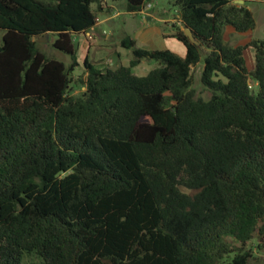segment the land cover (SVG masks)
<instances>
[{"label": "trees", "instance_id": "trees-1", "mask_svg": "<svg viewBox=\"0 0 264 264\" xmlns=\"http://www.w3.org/2000/svg\"><path fill=\"white\" fill-rule=\"evenodd\" d=\"M170 2L183 56L125 36L127 65L84 57L74 78V37L104 0H0V264H249L264 252V40L224 41L227 27H255L245 3ZM46 33L68 64L40 50ZM142 60L156 66L137 75Z\"/></svg>", "mask_w": 264, "mask_h": 264}, {"label": "rangeland", "instance_id": "rangeland-1", "mask_svg": "<svg viewBox=\"0 0 264 264\" xmlns=\"http://www.w3.org/2000/svg\"><path fill=\"white\" fill-rule=\"evenodd\" d=\"M234 3H245V6L251 10L255 18V27L243 33L235 32L231 27H227L224 33V41L230 45L245 44L250 40H264V0H232ZM126 0H104V11H97L98 25L89 30L91 37L84 35H75V45L77 51V59L79 66L75 68L73 77L80 76L83 72L82 60L83 55H89L90 61L98 68L108 66L115 67L119 64L127 65L131 57V52L121 47L119 41L125 36L133 37L134 32L140 27L147 24L159 28L160 32H150L143 40H137V45L146 48H161L166 47L174 51L179 42L171 36L173 32L172 25L177 24L176 8L171 4L170 0H150V6L145 7L141 12H128L125 9ZM107 5V6H106ZM95 8V5H93ZM148 13H154L155 18L146 20ZM105 15H113L112 20L104 21ZM101 20V21H100ZM96 22V23H97ZM103 31V33H102ZM88 32V31H87ZM3 30L0 29V41ZM104 35H109L106 37ZM54 36L39 38L38 44L40 50L49 56H53L64 63L70 62V57L52 47ZM83 43V46L80 44ZM87 45V50L91 53H86L84 48ZM117 56L116 61L111 64L113 56ZM246 65L249 69L254 64V51L252 47H247L244 51ZM154 60H142L137 66L132 68V71L137 75H143L151 68L155 67ZM201 66L192 67L193 87L197 94L207 98L210 93L205 90L200 83ZM74 92L79 91L80 87L75 84ZM254 257L249 264H264V252L260 250L254 251ZM41 259L34 254H26L23 256L21 264H41Z\"/></svg>", "mask_w": 264, "mask_h": 264}, {"label": "crops", "instance_id": "crops-1", "mask_svg": "<svg viewBox=\"0 0 264 264\" xmlns=\"http://www.w3.org/2000/svg\"><path fill=\"white\" fill-rule=\"evenodd\" d=\"M125 5V4H124ZM107 6V5H106ZM142 13V12H141ZM156 15L154 13H148L146 15V20H149V19H153L155 18ZM113 18V15H105L104 17V21H109V20H112ZM101 21V20H100ZM98 25V22L95 24V27ZM152 31H156V32H160V29L159 28H155L153 26H148L147 24H145L144 26H140L135 32H134V35H133V38L136 40V43H137V40H143L144 42H146L147 40H145V37L148 33L152 32ZM89 32V31H88ZM87 33V32H86ZM103 33V31H102ZM106 37H109V35H104ZM178 42V41H177ZM86 43H84L85 45ZM80 46H83V43L80 44ZM86 49V53H91L90 50H87V45H85L84 47ZM146 48V47H144ZM159 48V47H158ZM161 48H166V47H161ZM147 49H155V48H147ZM169 49V48H168ZM174 52H176L177 54L183 56L184 53H185V48L184 46L179 42L178 45L176 46V49L174 50ZM84 57H87L89 60H90V57L89 55H86L84 54L83 55V58ZM111 63V62H110Z\"/></svg>", "mask_w": 264, "mask_h": 264}, {"label": "water", "instance_id": "water-1", "mask_svg": "<svg viewBox=\"0 0 264 264\" xmlns=\"http://www.w3.org/2000/svg\"><path fill=\"white\" fill-rule=\"evenodd\" d=\"M184 33L188 36V38H189L192 42L197 43L196 40L194 39L193 35H192L191 30H190L189 28H185V29H184ZM47 36H48V33L44 34L43 37H46V38H47ZM38 41H39V38H38ZM115 59H117V56L114 55L111 64H113V63L116 61Z\"/></svg>", "mask_w": 264, "mask_h": 264}, {"label": "built area", "instance_id": "built-area-1", "mask_svg": "<svg viewBox=\"0 0 264 264\" xmlns=\"http://www.w3.org/2000/svg\"><path fill=\"white\" fill-rule=\"evenodd\" d=\"M150 6V3H148L147 5H146V7H149ZM88 37H91V35H90V33L89 32H87V33H85Z\"/></svg>", "mask_w": 264, "mask_h": 264}]
</instances>
